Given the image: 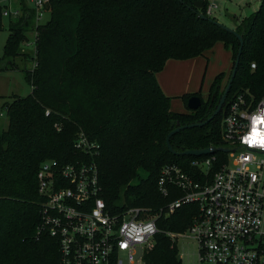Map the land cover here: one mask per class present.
<instances>
[{"label":"trees","instance_id":"obj_1","mask_svg":"<svg viewBox=\"0 0 264 264\" xmlns=\"http://www.w3.org/2000/svg\"><path fill=\"white\" fill-rule=\"evenodd\" d=\"M196 1L50 0L45 23L37 26L35 11L27 6L26 19L8 18L10 35L0 71L13 67L11 57L19 55L21 42L35 29L38 64L25 70L32 92L14 97L7 106L8 128L0 130V264H61L58 240L38 234L42 215L37 173L47 159L95 163L101 196L115 212L129 207L158 211L168 204L173 198L158 188L166 163L194 171L191 162L197 157L173 154L167 135L178 123L206 120L228 80L223 86L224 72L217 74L208 99L201 96L198 109L179 112L172 109V97L163 91L157 73L168 60L203 55L218 41L232 51L235 62L240 47L236 35L206 14L208 0H201L202 8ZM235 30L243 35L244 46L225 104L241 91L256 98L264 94V0ZM192 95L185 96L187 103ZM223 115L221 110L203 126L178 131L171 137L173 148L182 152L222 146ZM79 131L97 142L95 153L76 149ZM212 154L218 161L211 173L226 156L220 150ZM198 213L197 204H184L171 216H162L159 226L185 231ZM144 264L184 263L178 243L159 233Z\"/></svg>","mask_w":264,"mask_h":264},{"label":"built area","instance_id":"obj_2","mask_svg":"<svg viewBox=\"0 0 264 264\" xmlns=\"http://www.w3.org/2000/svg\"><path fill=\"white\" fill-rule=\"evenodd\" d=\"M13 1L0 2L3 21L29 16V9L13 7ZM49 2L34 0V7L29 6L37 26ZM216 7L208 1L206 14L212 17ZM34 31L37 46L38 30ZM34 63L36 67V59ZM222 112V146L230 149L222 164L211 173L218 161L214 154L194 159L192 172L179 163H166L158 188L173 199L152 214L144 207L109 209L93 162H42L37 173L42 215L38 234L58 240L61 264H144L159 233L176 242L182 236L193 238L198 264H264V94L256 98L247 90L238 92ZM74 145L88 155L98 148L84 131L78 132ZM188 203L197 204L199 213L187 230L159 226L162 216H171Z\"/></svg>","mask_w":264,"mask_h":264},{"label":"rangeland","instance_id":"obj_3","mask_svg":"<svg viewBox=\"0 0 264 264\" xmlns=\"http://www.w3.org/2000/svg\"><path fill=\"white\" fill-rule=\"evenodd\" d=\"M2 0H0L1 2ZM217 4L213 15L219 23L236 29L238 24L260 7L261 0H208ZM34 0H14L12 6L15 8L34 7ZM50 18V12L46 11L42 23ZM15 19V17H13ZM16 20V19H15ZM10 35L9 19L3 21L0 28V58L4 55V47ZM36 33L31 30L28 39L20 44L19 55L11 57L12 68L0 71V130L8 128L9 118L7 106L15 96H26L32 92V85L26 77L25 70L34 69L36 59ZM27 54H29L27 56ZM177 64V68L172 65ZM234 64L233 54L228 50L222 41L206 51L203 55L181 61L170 59L164 69L158 72L157 77L164 88L163 91L172 97V109L185 112L188 108V94H199L203 99H208L212 82L217 74L224 72L223 86H225ZM179 73V74H178ZM163 75L164 81H161ZM165 83V84H164ZM248 91V90H247ZM142 173V176H146ZM149 209V208H147ZM149 214L155 211L150 210ZM179 256L184 264H198V246L193 238L182 236L178 239ZM141 257L140 252L136 258Z\"/></svg>","mask_w":264,"mask_h":264},{"label":"water","instance_id":"obj_4","mask_svg":"<svg viewBox=\"0 0 264 264\" xmlns=\"http://www.w3.org/2000/svg\"><path fill=\"white\" fill-rule=\"evenodd\" d=\"M195 5L198 8H202L204 6V3H203V1L198 0V1H196ZM47 7H49V4H47ZM200 16L201 17H205V15L202 14V13H200ZM215 22L218 23L219 25H221L222 27L226 28L228 31L232 32L234 35L237 36V38L240 40L239 51H238L237 57L235 59V62H234L230 77H229L228 82H227V84L225 86L224 92H223V94H222V96H221V98H220V100H219L214 112L206 120L201 121V122H195V123H191V124H188V125H180V123H178V126L175 127L173 130H171L169 132V134L167 135V139H166L167 146H168L169 150L173 154H176V155H191V156H196V157H202V156H205V155H210V154L216 152L217 150H220V151H223V152H229L230 151L229 148L223 147V146H220V147L209 146V147H205V148L188 149V150H184L182 152H177L173 148V146L171 144V137L175 133H177L178 131H180L182 129H185V128H188V127L203 126L206 123H208L209 121H211L217 114H219V112L223 108V105L226 102L227 96L229 94V91H230V89L232 87V84H233V81L235 79V76L237 74V70H238V67H239L240 58H241V54H242L243 46H244V37H243V35L241 33L236 31L235 29L229 28V27L219 23L218 21H215ZM213 99H214V97H213ZM201 105H202V98H201V96H199L197 94L192 95L188 99V107L191 110H196Z\"/></svg>","mask_w":264,"mask_h":264},{"label":"crops","instance_id":"obj_5","mask_svg":"<svg viewBox=\"0 0 264 264\" xmlns=\"http://www.w3.org/2000/svg\"><path fill=\"white\" fill-rule=\"evenodd\" d=\"M29 7V6H28ZM186 60H189V59H186ZM181 61H185V60H181ZM172 67H175V68H177V67H179V66H177V64H174V65H172L171 66V68ZM158 74V73H157ZM179 74V73H178ZM158 78V77H157ZM159 80V79H158ZM161 81L163 82L164 81V78H163V75L161 76ZM160 82V81H159ZM165 84V83H164ZM162 85V84H161ZM162 87L164 88V86L162 85ZM164 90V89H163ZM167 94V93H166Z\"/></svg>","mask_w":264,"mask_h":264},{"label":"flooded vegetation","instance_id":"obj_6","mask_svg":"<svg viewBox=\"0 0 264 264\" xmlns=\"http://www.w3.org/2000/svg\"><path fill=\"white\" fill-rule=\"evenodd\" d=\"M207 100V99H206ZM210 106H212V104H210Z\"/></svg>","mask_w":264,"mask_h":264}]
</instances>
